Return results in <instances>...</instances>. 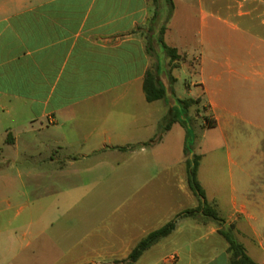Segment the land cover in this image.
<instances>
[{"label": "crops", "instance_id": "crops-1", "mask_svg": "<svg viewBox=\"0 0 264 264\" xmlns=\"http://www.w3.org/2000/svg\"><path fill=\"white\" fill-rule=\"evenodd\" d=\"M173 3L174 8L164 33L165 42L171 27L175 25V19L180 15L179 4L185 7V23L190 22L193 8L198 9L200 20L204 19L200 34L206 41L212 31V22L207 23L206 17L211 18L213 13H222L227 17L264 16V0H221L220 7H216L215 11L214 0H173ZM153 12L150 0H0V128L5 136L3 142L8 143L6 138L10 134L13 142L8 144L16 147L21 130L14 128L23 127L33 131L37 125L55 130L52 132L54 134H50L56 136L54 142L59 149L62 148L60 144L70 142L88 148V151L80 153L87 159L115 151L126 153L136 150L132 144H137L144 151L147 145L143 143L152 137L147 141L136 137L131 106L123 108L124 112L118 115L112 109L115 104L108 106L106 99L122 94L145 99L144 75L151 69L152 53L158 64L161 51L159 46H154L151 53L146 51L144 27L150 22ZM250 21L252 23L246 24L241 32L258 38L260 57L256 60L264 62V19L255 23L253 17ZM156 26L150 31L154 38L157 36ZM178 34L184 44L183 32ZM167 44L176 48L182 57H190L175 40ZM199 59L198 68L202 64L200 56ZM258 61L256 64H259ZM178 68L186 70L183 65ZM172 75L178 79L175 70ZM199 85L204 88L202 82ZM189 88L190 85H187ZM209 103L216 108L215 103ZM162 139L163 136L156 143ZM50 159L53 162V157ZM74 164L75 161H63L50 169L49 173L58 175L57 179L64 185L95 186L99 183L100 177L95 176L102 172L104 162L81 171L71 169ZM107 165L111 166V163ZM183 167L186 168V165ZM182 170L178 177L179 184ZM82 175H87L88 179ZM180 187L185 191L184 198L191 200V203L192 200L196 201L189 186ZM36 188H43L48 193V186ZM145 188L132 186L129 197L120 206L114 205L112 213L103 220L96 219L93 207H84L78 216L79 221L93 224L91 233L82 237L77 248L63 253L60 259L63 261L55 264H128V255L138 241L181 212L174 211L170 200L151 196ZM73 190H65L69 206L79 198L72 197ZM169 196L173 198L174 195ZM96 203L99 205L100 201L91 202ZM108 203L111 205L115 202ZM197 204L192 203V207ZM234 207L237 215H227L221 225L217 221L202 223L193 220L187 225L194 235L188 237V247L174 249L164 258V262L228 264V242L218 230L234 224L235 237L259 249L263 256L259 261L253 259L244 243L236 237L246 253L257 263L264 264V186L257 198L235 204ZM179 229L182 228L177 221L172 232ZM44 234V231H39L33 238ZM9 239L6 249L0 247V264H15L14 260L20 252L21 246L17 244L14 233L10 234ZM201 239H205V242L194 245ZM161 241L145 250L132 264H159L161 259L154 258V248ZM38 246L39 254L47 255L48 237Z\"/></svg>", "mask_w": 264, "mask_h": 264}, {"label": "rangeland", "instance_id": "rangeland-1", "mask_svg": "<svg viewBox=\"0 0 264 264\" xmlns=\"http://www.w3.org/2000/svg\"><path fill=\"white\" fill-rule=\"evenodd\" d=\"M214 2L215 11L216 7H220L221 0ZM159 3L162 13L155 23L157 33L158 26L165 23L168 16L165 1L159 0ZM150 6L154 10L152 0ZM179 10L180 15L175 19L166 42L174 43L175 40L190 57H182L173 68L169 67L168 57L162 49L158 54L162 71L160 79L168 88L167 98L149 103L143 97L140 99L132 95L130 98L122 94L106 99L108 106L115 104L112 109L118 115L124 112L123 108L131 106L137 138L147 141L160 134L163 136L161 142L145 146L144 151L137 144H132L136 150L126 153L115 151L87 159L80 153L88 151V148H82L78 143H62V148H57L54 142L56 136L52 135L55 130L48 126L41 128L35 125L33 131L14 128L21 130L16 147L3 142L5 136L0 128V247L6 249L10 234H15L17 244L21 246L15 264L62 262V254L77 248L82 237L93 229V224L79 221L78 216L84 207H93L96 219L103 220L112 213L114 205L120 206L129 197L132 186H146L145 191L149 195L170 200L176 212L192 207L198 199L193 193L195 202L184 198L185 191L180 186H188L187 169L183 166L187 158L192 161L193 154L201 156L197 178L209 206L219 218L237 215L235 204L257 198L264 186V62L256 60L260 57L258 38L243 35L241 29L252 23L250 18L254 17L253 22L258 23L264 16L227 17L222 13H213L211 18L206 17L207 23L212 22V31L206 41L200 34L204 19L200 20L198 9L193 8L191 20L186 23L185 7L179 4ZM149 26L150 22L144 27L146 42L150 41L157 47L154 39L150 38ZM179 32L184 34V44L179 39ZM152 55L151 69L154 70L156 57L154 52ZM199 56L202 64L198 68ZM181 65L186 70L176 69ZM167 69L171 70V74L175 70L178 78L171 88L163 71ZM187 85H190L189 89ZM176 98H193L197 102L190 103L185 109ZM209 101L215 103L216 108ZM175 116L183 119L185 124L174 122L169 130L164 131L168 120ZM206 118L215 126L208 127ZM186 138L189 146L187 155L184 153ZM69 160L75 161L70 168L80 171L104 162L106 166L103 165L102 172L95 176L100 177L99 183L95 186L64 185L57 179L58 175L49 173L50 169ZM181 170L180 185L178 177ZM82 177L88 179L87 175ZM36 186H48V193ZM67 189H75L72 197H79L71 206L65 192ZM169 194H173V198ZM92 201H100V204H91ZM110 201L115 203L110 205ZM193 220L197 218L178 219L182 229L161 239L154 248V258L161 259L159 264H172L164 262V258L176 248L188 247V237L194 235L187 225ZM39 231L45 234L33 238ZM47 237L48 254H39L38 244ZM236 237L244 243L253 259H261L263 252ZM202 242L205 239L196 241L194 245Z\"/></svg>", "mask_w": 264, "mask_h": 264}, {"label": "trees", "instance_id": "trees-1", "mask_svg": "<svg viewBox=\"0 0 264 264\" xmlns=\"http://www.w3.org/2000/svg\"><path fill=\"white\" fill-rule=\"evenodd\" d=\"M165 5L167 6L168 16L166 18L165 23H162L158 27V33L157 36L154 38L152 35H150L151 39H154L156 44L164 51L165 55L168 57V65L169 67H176L175 63L182 58L180 54H178L176 48L169 46L164 41V33L166 31V24L169 18L171 17L174 3L173 0H164ZM154 5V12L153 16L150 20V26L148 29L151 31L154 28L155 23L158 18L160 17L161 11V4L159 3V0H152ZM146 51L148 53H151L154 51L153 43L150 41L146 42ZM159 63L156 64L155 69H148L145 72L144 79H143V92L145 95V99L147 102H152L160 99H166L168 96V88L164 85V83L159 79V75L162 72L159 70ZM166 74V76L169 79L170 82V88L172 84L176 81V78L171 74V70H163ZM176 101L182 105H184L185 109L189 107L190 103L197 102L196 99L188 98V99H180L176 98ZM180 122L181 124H185L184 120L178 117H172L168 120L164 127V131H167L170 129L171 125L174 122ZM206 121L209 122L208 118H206ZM215 124L213 122H209L208 127H213ZM161 135H156L152 137L147 142H144L143 145H149L156 143L160 141ZM187 138L185 139V147H184V153L187 155L189 153V146L187 144ZM6 142L12 143V137L10 134L7 135ZM193 159L190 161L188 158L186 159V169H187V181L188 186L191 190V192L196 196L198 199V204L195 207L185 209L178 214H176L170 221H168L166 224H164L162 227L151 231L149 234H147L144 238H142L138 243L134 246V248L131 250L130 254L128 255L127 261L128 264H132L135 262L142 253L156 244L158 241H160L162 238L168 236L176 227L177 220L184 217H192L197 218L199 222L206 223L208 221H217L219 222V225H221V222L223 221L222 218H219L215 212L211 209L209 206L206 197L205 192L202 189L200 182L197 178V169H198V161L200 160L201 156L199 154H193ZM235 225L230 224L227 227L219 228V233L227 240L228 242V253H229V263L228 264H259L256 261H254L245 250V247L241 242H239L234 233Z\"/></svg>", "mask_w": 264, "mask_h": 264}]
</instances>
